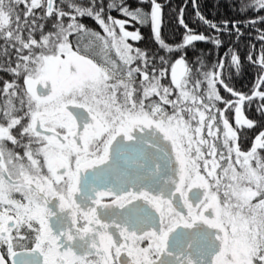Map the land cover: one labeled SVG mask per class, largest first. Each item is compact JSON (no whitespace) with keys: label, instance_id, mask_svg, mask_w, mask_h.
Here are the masks:
<instances>
[{"label":"snow or ice","instance_id":"snow-or-ice-1","mask_svg":"<svg viewBox=\"0 0 264 264\" xmlns=\"http://www.w3.org/2000/svg\"><path fill=\"white\" fill-rule=\"evenodd\" d=\"M192 3L169 43L161 0H0V264H264V0ZM241 26L249 92L196 47Z\"/></svg>","mask_w":264,"mask_h":264},{"label":"trees","instance_id":"trees-1","mask_svg":"<svg viewBox=\"0 0 264 264\" xmlns=\"http://www.w3.org/2000/svg\"><path fill=\"white\" fill-rule=\"evenodd\" d=\"M130 2L134 4L135 0H130ZM161 2H167V7L164 8V28L162 30V35L169 43H175L179 41L181 34L185 31L184 28L179 26L177 23L179 9L182 6L186 9L184 12L186 24L190 28L196 29L197 31L206 33L208 32V30L196 20L193 14L192 0H161ZM197 2L200 5V11L209 19L216 22H223L224 20L246 21L245 15H241L239 11H234L231 7V5L236 2V0H197ZM260 14L264 15V12ZM247 16L251 17L253 16V13L248 12ZM85 22L94 28L97 27L94 22H90L88 20ZM256 28L264 30V23L257 24ZM241 30L244 32V35L240 38L239 42H235L234 39H230L226 35L222 36L221 38L224 41V46L219 50H216L210 43H198L196 47L197 49H204L205 52L211 51V54L207 56L208 61L211 62L218 55H222L230 43H234V47L241 57L244 71L239 79L234 77L231 82L234 84L237 91L249 92L253 83L255 82V77L258 70L248 63L246 56L248 55L249 51H254L256 55H259L261 43L257 40V32L253 28L241 26ZM141 32L145 39L141 41L138 46L142 48L149 47L155 49L156 45L151 42L150 29L147 27L141 28ZM130 43L133 42L130 41ZM252 45H255L254 49L252 48ZM192 56L193 53L189 52V59H191ZM221 92L222 95H228L227 93L223 92V89H221ZM247 114L251 117H255V113L253 112H249ZM258 131L259 129L255 130V132Z\"/></svg>","mask_w":264,"mask_h":264},{"label":"flooded vegetation","instance_id":"flooded-vegetation-1","mask_svg":"<svg viewBox=\"0 0 264 264\" xmlns=\"http://www.w3.org/2000/svg\"><path fill=\"white\" fill-rule=\"evenodd\" d=\"M112 15H113V16H117V13H116V12H113ZM88 21L93 22V21H91V20H88ZM137 27H138V26H137ZM128 30H133V29L129 28ZM129 42H130V41H129ZM255 133H256V132H250L249 135L252 136V137H254Z\"/></svg>","mask_w":264,"mask_h":264}]
</instances>
